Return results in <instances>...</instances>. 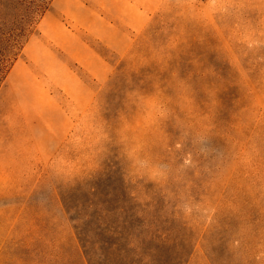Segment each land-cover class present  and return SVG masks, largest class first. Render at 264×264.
<instances>
[{"label":"rangeland","instance_id":"rangeland-1","mask_svg":"<svg viewBox=\"0 0 264 264\" xmlns=\"http://www.w3.org/2000/svg\"><path fill=\"white\" fill-rule=\"evenodd\" d=\"M15 1L0 0L2 32ZM49 9L0 74V264H264V0H162L140 32L103 17L117 49ZM52 32L79 41L103 82ZM181 44L231 68L218 91L230 123L214 129L211 94L191 109L179 90L171 108L153 84ZM49 57L85 83L84 109L33 61ZM55 106L73 120L60 140ZM114 188V246L98 261L88 207ZM65 201L85 219L82 233Z\"/></svg>","mask_w":264,"mask_h":264},{"label":"trees","instance_id":"trees-1","mask_svg":"<svg viewBox=\"0 0 264 264\" xmlns=\"http://www.w3.org/2000/svg\"><path fill=\"white\" fill-rule=\"evenodd\" d=\"M51 1H49V4ZM13 3L16 5L17 14L14 16V19H10V22L8 21L9 30L2 32V25H0V35H2L0 38V74L3 63L9 57H16L17 54L14 51L20 44L21 38L27 35V29L36 22L37 17H42L49 10V4L45 0H16ZM4 26H7V24ZM164 56V70L162 72L158 71L161 73L155 76L153 84H157L156 81L158 82L161 93L170 102L167 106L171 108L177 106V99L174 93L177 94L179 90H186L190 94L189 106L191 109L195 107L203 108L205 104L203 105L200 97L209 93L212 95L211 99L215 104L213 107H208V111L206 112L210 116L209 118L212 121L214 129L216 128V124L223 120L230 123L229 103L220 96V93L222 91L224 93L229 89L230 80L233 77L231 68L229 66H219L213 61L209 64L204 54H197L193 49H189L186 45L182 44L178 45L174 52L165 51ZM169 56L171 57L170 59ZM157 77H160V79L157 80ZM220 85L222 89L216 90ZM113 194H117L119 197L121 190L119 188L117 190L115 188L112 189L98 201L90 202L88 207L90 213H88L87 218H93L96 221H94L96 224L95 230L100 241L98 247L95 246V250L99 252L97 256L98 261L106 258L108 256L104 257L106 251H111L114 246L113 236L115 228L111 220V214L114 213V210L108 207V204L113 202ZM65 210L74 222L75 229L80 230L79 233H82L80 224L85 219L80 215L78 207H70L65 201ZM86 246V243H83L85 252L87 250ZM89 264H93L90 258Z\"/></svg>","mask_w":264,"mask_h":264},{"label":"crops","instance_id":"crops-1","mask_svg":"<svg viewBox=\"0 0 264 264\" xmlns=\"http://www.w3.org/2000/svg\"><path fill=\"white\" fill-rule=\"evenodd\" d=\"M92 1L98 8L104 9L106 13L101 12L96 6L83 0H52L51 9H54L59 17L64 18L69 23L75 24L88 33L97 35L105 44L117 49L119 48L117 41H114L110 37L114 33V29L110 23L104 22L102 18H108L109 15H112L119 20V24L127 26L131 32H140L146 25L152 9H156L162 0H147L146 5L138 6L130 2L133 0ZM65 27H68L69 30L68 24ZM53 34V40L57 41L75 62L92 73L99 82H103L104 77L94 70V57H92L90 52L85 50L79 41L70 39L67 33H65V38L57 35V33ZM33 61L40 69L47 71V73L49 72L53 81L60 85L63 91L74 100L78 108L84 109L87 106L86 103L89 102L90 93L85 83L66 63L64 68L51 57L33 59ZM98 63L101 64L100 62ZM19 69L23 70V66L19 65ZM51 110L55 111L53 126L56 130V135H58L55 137V140L63 139L71 131L73 120L67 110L63 111L58 106L53 107ZM61 131H63L62 134H60Z\"/></svg>","mask_w":264,"mask_h":264}]
</instances>
